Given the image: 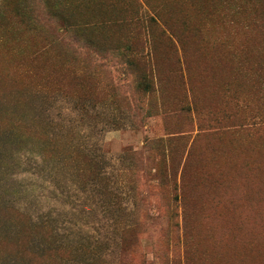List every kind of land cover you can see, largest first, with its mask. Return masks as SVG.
Returning <instances> with one entry per match:
<instances>
[{"label":"rangeland","instance_id":"1","mask_svg":"<svg viewBox=\"0 0 264 264\" xmlns=\"http://www.w3.org/2000/svg\"><path fill=\"white\" fill-rule=\"evenodd\" d=\"M0 264H264V0H0Z\"/></svg>","mask_w":264,"mask_h":264}]
</instances>
